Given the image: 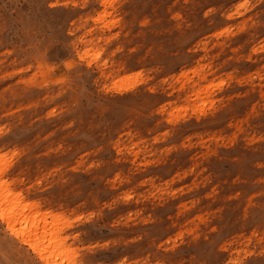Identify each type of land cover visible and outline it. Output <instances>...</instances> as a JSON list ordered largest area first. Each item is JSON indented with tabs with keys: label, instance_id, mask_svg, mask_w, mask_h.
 Returning <instances> with one entry per match:
<instances>
[{
	"label": "rangeland",
	"instance_id": "374dc122",
	"mask_svg": "<svg viewBox=\"0 0 264 264\" xmlns=\"http://www.w3.org/2000/svg\"><path fill=\"white\" fill-rule=\"evenodd\" d=\"M0 166L76 264H264V0H0Z\"/></svg>",
	"mask_w": 264,
	"mask_h": 264
},
{
	"label": "bare ground",
	"instance_id": "6f19581e",
	"mask_svg": "<svg viewBox=\"0 0 264 264\" xmlns=\"http://www.w3.org/2000/svg\"><path fill=\"white\" fill-rule=\"evenodd\" d=\"M32 203L26 204L18 193L10 189L5 180L0 179V220L9 232L26 243L43 264H76L71 248L58 229L61 225L58 228L53 225V228L41 213L29 215L27 210Z\"/></svg>",
	"mask_w": 264,
	"mask_h": 264
}]
</instances>
